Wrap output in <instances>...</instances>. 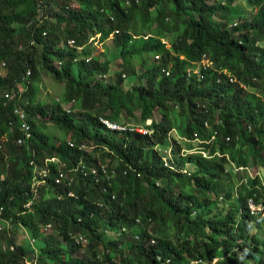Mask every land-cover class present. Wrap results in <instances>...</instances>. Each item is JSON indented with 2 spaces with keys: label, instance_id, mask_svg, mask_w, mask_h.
Here are the masks:
<instances>
[{
  "label": "trees",
  "instance_id": "trees-1",
  "mask_svg": "<svg viewBox=\"0 0 264 264\" xmlns=\"http://www.w3.org/2000/svg\"><path fill=\"white\" fill-rule=\"evenodd\" d=\"M108 40L101 62L91 50ZM117 59L127 74L107 82ZM3 64L0 264H264L262 217L249 209L264 204V0H0ZM41 70L64 82L61 100L38 99ZM136 112L146 134L103 123L134 126ZM47 158L83 169L68 189L48 164L34 195L29 161ZM252 163L259 173L241 176Z\"/></svg>",
  "mask_w": 264,
  "mask_h": 264
},
{
  "label": "rangeland",
  "instance_id": "rangeland-1",
  "mask_svg": "<svg viewBox=\"0 0 264 264\" xmlns=\"http://www.w3.org/2000/svg\"><path fill=\"white\" fill-rule=\"evenodd\" d=\"M210 3H214V1L209 2V4ZM56 10L58 12H60L59 8H56ZM50 19H51V22L55 23V19L54 18H50ZM111 38L112 37H109V39H111ZM168 41L169 40H165V42H164L166 44V47H167L166 49H169V47H170V43ZM110 42H111V40L106 41L104 44L101 43V42H94L93 48L91 50L92 51V56L99 58V60L101 62H107L108 58H110V55L109 56L106 55L108 53V51H107L105 45L109 46ZM206 60H207V62H205V64L208 63V66H211L212 64L209 63V60L208 59H206ZM151 62L152 61L149 60L147 65L151 64ZM55 64L57 65V62ZM121 64H122V62L119 61V59L112 61V63L110 64V74L108 73L105 76V81L111 83L112 81L117 79V77L122 73V70H123L120 67ZM139 65H140V63L137 64L135 62L134 66H135L136 70H139V68H140ZM123 71L125 73H123L122 78L124 76H126V74H127L126 70H123ZM122 86L126 88V86H128L127 81H124ZM40 87L41 88H40V92H39V95H38V99L40 101H43L46 104H50L52 102V100H61V98L63 97V94H64V82L54 78V76L51 73L44 72L43 70H41ZM256 93L259 96L264 98V95L262 94V92L258 91ZM63 106H64V108H68L69 107V103H65L64 102ZM134 116H135V119H134V121H131L130 124L134 125V127H136V130L137 129L141 130L139 128H143V127L140 125V123L137 122L138 121V117H139V112H136L134 114ZM155 117L158 118L159 117L158 114H156ZM43 130H44V132H46L50 136V138H51V140L53 142L59 143L61 140H64V138H65V136L62 133V130L57 128L53 124H51V122L48 123L46 125V128H43ZM67 140H69V139L67 138ZM70 142H71V140H70ZM85 149H86V151H90V149L88 147H85ZM186 152H188V151H185V149H184L179 154H185ZM197 152L198 151H192V153H197ZM162 154H163V161H164V159H166V161H168L169 159L173 158L174 157V153L172 151V146L169 147V148L163 149L162 150ZM104 161H107V160H104ZM116 163H117V161L113 160L110 163V166L115 167ZM52 164L55 165V169L61 168V164L57 161V159ZM248 168H249V170L245 171L241 176L245 175L246 172L248 174H251V175H255V174L259 173V169L257 168L256 164L252 163V164H250L248 166ZM238 178H239V176H238ZM24 235L27 237V232H24ZM80 245L84 246L85 244L84 243H80ZM27 262L29 263L30 260H27Z\"/></svg>",
  "mask_w": 264,
  "mask_h": 264
},
{
  "label": "built area",
  "instance_id": "built-area-1",
  "mask_svg": "<svg viewBox=\"0 0 264 264\" xmlns=\"http://www.w3.org/2000/svg\"><path fill=\"white\" fill-rule=\"evenodd\" d=\"M5 71H6L5 70V64H3L1 69H0V74H3ZM193 73L194 74H198L199 71L196 69V71H193ZM231 80H233V78H231ZM4 94L6 96V104H8L15 97V94L11 93V91H5ZM15 112L21 119L20 127H21V130L23 131V135L18 138V142L21 145H26V147L28 148L29 147V140H31V138L33 137V133H32L31 125H30V123L27 120V112H26V110L23 109L22 106H18L16 108ZM14 123H15L14 121H11L12 125H14ZM103 123L111 131L124 132V131L128 130V131H136V132H138L140 134H146V130L143 129V128H139L141 130H138V129L136 130V127H134V126H129V125L128 126H123V125H119V124H116V123H113V122H109L107 120L106 121L103 120ZM146 123L150 124L151 121L150 120L146 121ZM205 125L208 126V123L206 122ZM7 140H9V135L8 134H5L2 138H0V149L3 148L4 142L7 141ZM70 146H72V144H70ZM164 160L166 161V159H164ZM55 161H56V158L44 159V161H43L44 166L43 167H38L37 165H35L33 160L29 161V163L31 165H33V173L34 174H33L32 182H31V189H32L34 195H37L36 187L39 186V185L44 184V182H45L44 178L47 177L48 170H46L45 167L48 164L54 163ZM82 169H83V167H79V166H75L73 169L69 170L68 172H65L61 168L56 169V174L53 177L54 184L57 185V186H61L63 188H68V189L71 188V186L73 184V181H74V177H73L72 173H76V171L80 172ZM89 171H90L91 175L95 176L97 174V171L94 170L93 168L90 169ZM102 173H103V175H105L104 174L105 173V169H104V171ZM37 176H40V178H37ZM83 176H86V174L84 173ZM67 197L77 199V196L73 192H71L70 190L67 191ZM249 205H250V208H251L252 211L253 210H257V208H259L252 201L249 202ZM28 206H29V204L27 205V207ZM3 209H4L3 206L0 205V216L3 213ZM137 223H140V220H137ZM4 227H5V223L2 222V224L0 226V229H3ZM43 230H44V232L49 233L51 231V226L50 225H46ZM123 231L127 232V229L124 228ZM28 239H29L30 243H34V240L30 239L29 236L27 235V240ZM76 243H79V244L80 243H84L85 244L86 242H85V240L82 237H79L76 240ZM152 243H155V241H152ZM10 248H11V250L14 249L13 246H11ZM27 264H34V263H32V261H30L29 263L27 262Z\"/></svg>",
  "mask_w": 264,
  "mask_h": 264
},
{
  "label": "clouds",
  "instance_id": "clouds-1",
  "mask_svg": "<svg viewBox=\"0 0 264 264\" xmlns=\"http://www.w3.org/2000/svg\"><path fill=\"white\" fill-rule=\"evenodd\" d=\"M231 78H233V80H231ZM230 80L233 82L235 81V78L234 77H231ZM243 85V84H242ZM244 86V85H243ZM206 123V122H205ZM208 123V122H207ZM257 207V210H251L250 208V205H249V209H250V214L252 216H256V217H262V219H259L261 221V223L264 225V204H259V205H256ZM252 234H254V232H252ZM138 237V235L136 236V238ZM247 251L248 250H245V255L247 254ZM241 259H243V255L241 256ZM218 261V259H214L212 264H215L216 262ZM192 264H196V262H192Z\"/></svg>",
  "mask_w": 264,
  "mask_h": 264
}]
</instances>
